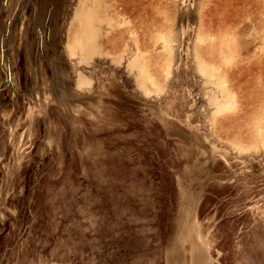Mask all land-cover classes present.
<instances>
[{"label":"rangeland","instance_id":"rangeland-1","mask_svg":"<svg viewBox=\"0 0 264 264\" xmlns=\"http://www.w3.org/2000/svg\"><path fill=\"white\" fill-rule=\"evenodd\" d=\"M0 264H264V0H0Z\"/></svg>","mask_w":264,"mask_h":264},{"label":"bare ground","instance_id":"bare-ground-1","mask_svg":"<svg viewBox=\"0 0 264 264\" xmlns=\"http://www.w3.org/2000/svg\"><path fill=\"white\" fill-rule=\"evenodd\" d=\"M118 14L120 15L121 13H118ZM163 47H166V45L163 46ZM163 49L165 50V48H163ZM167 50H168V49H167ZM166 53H167V52H166ZM167 55H168V53H167ZM165 62H167L166 65L169 64L168 60H166ZM164 64H165V63H164ZM164 64H163V65H164ZM166 67H167V66H166ZM167 69H168V67H167ZM167 69H166V70H167ZM161 71H163V70H161ZM165 72H166V71H165ZM165 75H166V74H165ZM153 77H154V76H153ZM162 77H163V76H162ZM150 78H151V77H150ZM155 78H156V77H155ZM152 79H153V78H152ZM157 79H158V78H157ZM155 80H156V79H155ZM152 82H154V81H152ZM159 82H160V81H159ZM153 84H154V83H153ZM159 84H160V83H159ZM159 84H158V85H159ZM231 103H232V100H228V101L225 103V105H224L223 107H228L229 105H231ZM223 107H221V106H220V107L217 106L218 109H216V111L221 110Z\"/></svg>","mask_w":264,"mask_h":264}]
</instances>
